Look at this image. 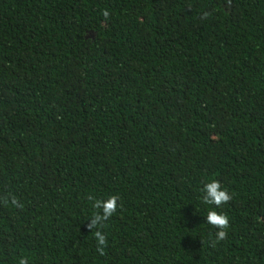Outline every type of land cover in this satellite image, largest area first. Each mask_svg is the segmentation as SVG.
Instances as JSON below:
<instances>
[{
	"label": "trees",
	"instance_id": "16d2710c",
	"mask_svg": "<svg viewBox=\"0 0 264 264\" xmlns=\"http://www.w3.org/2000/svg\"><path fill=\"white\" fill-rule=\"evenodd\" d=\"M4 195L0 264H264V0H0Z\"/></svg>",
	"mask_w": 264,
	"mask_h": 264
},
{
	"label": "clouds",
	"instance_id": "9594fccd",
	"mask_svg": "<svg viewBox=\"0 0 264 264\" xmlns=\"http://www.w3.org/2000/svg\"><path fill=\"white\" fill-rule=\"evenodd\" d=\"M105 19L109 17V12L105 10L103 12ZM203 202L205 204L214 205L217 208L229 203L233 197L229 194L227 189L223 188L218 180L211 181L207 183L203 188ZM118 196H111L107 200H97L94 203V207L101 211L97 212L90 220L88 228L90 231H94V236L97 241V252L101 255L105 254V247L107 246V237L101 231L104 227L106 221H108L116 212L118 207ZM0 202L7 205L11 203L13 206L20 208L22 204L14 195H4L0 196ZM207 223L213 228L217 229L215 233L218 241H223L227 238L228 232L226 231L230 227V221L227 215L220 213L218 211L212 210L207 214ZM19 264H28L26 259H21Z\"/></svg>",
	"mask_w": 264,
	"mask_h": 264
}]
</instances>
